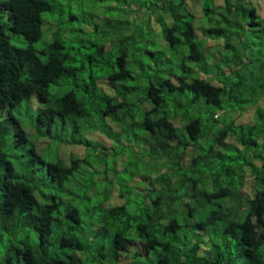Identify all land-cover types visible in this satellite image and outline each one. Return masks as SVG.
Segmentation results:
<instances>
[{
	"label": "trees",
	"instance_id": "trees-1",
	"mask_svg": "<svg viewBox=\"0 0 264 264\" xmlns=\"http://www.w3.org/2000/svg\"><path fill=\"white\" fill-rule=\"evenodd\" d=\"M261 1L130 0L118 36L80 53L36 49L50 0H0V264H84L94 242L117 261L264 264Z\"/></svg>",
	"mask_w": 264,
	"mask_h": 264
},
{
	"label": "rangeland",
	"instance_id": "rangeland-1",
	"mask_svg": "<svg viewBox=\"0 0 264 264\" xmlns=\"http://www.w3.org/2000/svg\"><path fill=\"white\" fill-rule=\"evenodd\" d=\"M56 5V10L54 12H46L44 14V25H43V36L42 38L35 43V47L38 51L42 50L52 39L53 36H59L64 41L66 40L70 45L75 49L74 51H83L91 52L92 48H88L93 41H103L109 42L111 39L116 38L122 28V24L128 19L130 14L126 11L129 9L130 0L125 2L124 0H50ZM217 3H223V0H217ZM264 12V0L261 1V6L259 8V14ZM77 17V18H76ZM4 21H7V17L4 18ZM49 23V24H47ZM153 28L156 31H159L160 26L155 23L153 20L151 22ZM91 27V28H90ZM133 27L131 28V30ZM7 32L11 34V42L20 47H27L28 42L22 34L13 33L11 30L7 29ZM219 38V39H217ZM217 41H224L222 37H216ZM214 40H211L212 44ZM211 47V46H210ZM211 51V49H210ZM217 54L221 56L224 53V49L215 50ZM43 58L45 56L43 55ZM78 58H81V54L78 55ZM221 59V58H220ZM226 67V66H225ZM101 82V81H100ZM40 107L38 99L33 96L30 102V108L22 109L23 114H18L22 121H29L30 113L32 109H37ZM221 114V112H219ZM255 111L254 109L250 114H243V116H237V123H246L254 119ZM178 125V120H174ZM26 124V123H25ZM27 125V124H26ZM25 125V126H26ZM29 136L33 140H38L37 143L40 144L41 148H44L46 141L51 139L37 138L35 136V131L27 126ZM85 136L92 140H97L102 138L106 142V145H110L112 141L108 140L102 133L98 131H88L85 133ZM106 138V139H105ZM233 142H237L234 139H231ZM43 150V149H42ZM41 150V151H42ZM72 151L85 154L86 147L84 145H78L76 148L71 147V149L65 145H62L60 149V157L64 158L66 161L70 160L73 154ZM74 152V153H75ZM189 155L191 156L193 148L189 147ZM122 201L116 199L112 205L121 204ZM33 236L34 233H33ZM88 239L85 238V241ZM142 243V242H141ZM138 244V243H137ZM136 244V245H137ZM140 245V244H139ZM143 246V245H142ZM91 249H88V257L85 259L84 264H155V258H149L147 254L133 256L132 253L124 254L117 261L111 257V254L105 255V257H99V248L100 245L98 242L90 244ZM140 249V247H137ZM91 251L93 252L91 254ZM63 253H66V248H63ZM96 255V257L94 256Z\"/></svg>",
	"mask_w": 264,
	"mask_h": 264
}]
</instances>
